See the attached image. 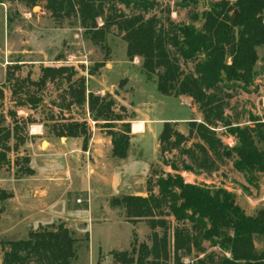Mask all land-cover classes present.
Returning <instances> with one entry per match:
<instances>
[{
	"label": "trees",
	"instance_id": "1",
	"mask_svg": "<svg viewBox=\"0 0 264 264\" xmlns=\"http://www.w3.org/2000/svg\"><path fill=\"white\" fill-rule=\"evenodd\" d=\"M9 1L12 0L0 3ZM40 1L57 20L73 16L84 37L100 47H106V36L114 28L126 44L127 58H140L141 70L146 79L154 80L156 90L165 96L190 98L202 116L200 121H188L187 135L175 129L173 123L164 122L162 126L159 154L177 150L187 159L180 168L174 161L167 163L174 173L158 176L154 185L148 180L145 196L120 195L110 200V206L121 210L126 222L145 220L151 230L150 245L138 244L134 237L129 250L114 251L113 257L119 264H264V209L248 215L225 188L188 183L180 174V171L211 174L225 159L243 175L264 171V124L257 119L250 120L253 126L233 124L225 114L228 95L223 94L230 84L247 87L255 77L257 48L264 46V0L214 2L200 16L193 15V21L201 19L200 27L177 24L169 18L164 23L158 16L148 15L156 7L154 0ZM101 65H93L88 75H93ZM15 69L6 71L5 82L20 88L27 83L44 87L64 76L69 83L66 94L71 97L66 106L87 105L88 118L96 124L102 122L101 126L107 130L111 155L118 159L126 157L130 126L114 110L111 97L86 92L84 77L71 81L75 74L72 67H41L37 80L15 79ZM11 93L15 94L13 90ZM3 96L4 86L0 84V99ZM27 100L32 104L40 102L33 95ZM118 121L122 122L120 130L114 128ZM218 124L235 138L232 147L224 145L217 136ZM87 126L85 122L69 120L57 125L56 132L66 137H82L85 150L89 140ZM13 129H17V124ZM12 135L0 126V166L7 163L5 151L9 150L7 141ZM192 136L198 140L186 146ZM31 173L27 169V174ZM10 196L0 189V214ZM166 217L172 219V227ZM257 239L262 240L261 250L255 245ZM80 242L88 244L87 231L77 238L63 222L39 226L25 239L5 242L0 264H72L77 259L76 246ZM204 242L217 248L220 254L207 252ZM192 254L193 258L183 261V256Z\"/></svg>",
	"mask_w": 264,
	"mask_h": 264
},
{
	"label": "rangeland",
	"instance_id": "2",
	"mask_svg": "<svg viewBox=\"0 0 264 264\" xmlns=\"http://www.w3.org/2000/svg\"><path fill=\"white\" fill-rule=\"evenodd\" d=\"M154 1L156 7L148 15L154 14L164 23L169 18L177 24L192 23L200 27L201 19L193 21V15L200 16L211 4L221 0ZM224 1L233 3L235 0ZM118 8L129 13L122 5H118ZM233 15L235 19L236 9ZM97 21L101 25L102 21ZM125 46L121 35L114 28L106 36V47L93 44L84 37L83 29L73 16L57 20L44 7V2L39 0L0 3V82L4 79L0 83L4 86V96L0 99V119H3L0 126L14 134L7 141V163L0 166V189L11 194L0 214V261L5 242L25 239L30 231L39 226L63 222L75 237H83L84 232L81 230L84 229L86 217L77 209L82 211L90 204L88 193L82 187L89 183L87 178L90 179L88 171L91 166L83 165L86 153L82 151V137L73 141L74 137L57 134L56 126L69 120L85 122L88 125V143L94 134L96 137L108 136L106 128L101 126L102 122H88L87 105L66 106L71 97L66 94L69 83L64 76L58 82H47L44 87L38 88L27 83L20 88L12 85V82H5L7 70H14L17 66L15 79L30 77L31 80H37L41 67H72L75 74L71 81L84 77L86 92L111 97L115 102L114 110L126 120L134 114L133 108L140 113L147 112L144 106L146 102L152 104L148 115L155 119H202L192 100L185 96L178 98L159 93L154 80L146 79L142 72L140 58H127ZM6 47L8 51L3 69L1 63ZM257 54L255 77L251 85L244 87L234 83L223 89V94L228 95L225 114L233 124L253 126L251 119L264 124V46L257 48ZM97 63H102L101 67L93 75H88L87 71ZM12 90L15 94L11 93ZM29 95L39 98L40 102L30 103L27 100ZM16 124L17 129L14 130ZM178 125L174 124V128L187 135L188 122ZM34 126H38L39 131L36 129L37 132L33 134L30 129ZM114 128L122 129V122H115ZM215 132L224 145H234L235 138L220 124ZM197 140L192 136L185 145L191 146ZM43 142L46 144L43 145ZM185 159L177 150L159 154L144 185L147 187L148 180L154 185L158 176L174 173L167 164L170 161L180 168ZM27 169L32 173L27 174ZM180 174L188 183L225 188L248 215L264 209V171L243 175L232 167L230 160L225 159L211 174L189 171H180ZM97 187L100 186L97 184ZM153 187L156 192L157 189ZM101 193L98 199H91L92 213L97 207L109 209L111 197L106 196L105 191ZM113 215L109 213L108 219L112 220ZM115 217L122 220L91 222L88 215L89 242L77 244V259L72 264H119L112 253L129 250L134 237L138 244L144 242L150 245L151 230L145 220L126 222L121 210L116 212ZM166 221L170 227L173 226L170 217H166ZM156 230L159 233L161 231L160 228ZM255 245L261 250L262 240H255ZM204 246L207 252L220 254L217 248L207 242H204ZM193 257V254L185 255L182 259L186 262Z\"/></svg>",
	"mask_w": 264,
	"mask_h": 264
},
{
	"label": "crops",
	"instance_id": "3",
	"mask_svg": "<svg viewBox=\"0 0 264 264\" xmlns=\"http://www.w3.org/2000/svg\"><path fill=\"white\" fill-rule=\"evenodd\" d=\"M7 51L6 47L3 56L4 62L2 61L1 63V67L3 66V69H5L4 64L6 62ZM181 97L182 96L178 98ZM188 99L191 100L190 98ZM144 106L147 108V112L144 111L143 113H140L139 110H135L133 108L135 115L132 114L130 119L126 120L130 126V132L129 147L125 158L118 159L111 155L112 145L109 136L99 135L96 137L94 134V137L89 143H87L89 146H87L85 150H82L86 153V160L83 165L85 167L91 166L88 171L90 173V179L87 178V182L89 183H86L84 188L82 187V190L88 193V200L90 204H87L86 208L82 211L77 209L80 213H84L86 217L85 221H83L84 229L81 230L82 233H85L86 231L88 233V215H90L91 222L122 220L120 217H115V214L119 209L112 208L110 206L109 202L113 197L118 195L145 196L147 194V187L144 183L146 182L148 176L151 175L150 171L152 166L156 161H158V136L162 130L164 122H170L179 126L178 124L188 122L190 120H180L175 118L155 119L148 115L151 112L152 104L146 102ZM157 125L161 126L155 127ZM73 139V141H77L78 137ZM44 144H46V142H44ZM91 149L92 151L90 152ZM92 174H94V176H92ZM97 184L101 188L97 187ZM104 191L106 196L109 195L108 197H111L109 201L106 200V198L104 199V201H108L109 209H101L97 207L92 213L91 199H98V196H101V192ZM92 196L94 197L92 198ZM109 213L114 214L112 220L108 219ZM84 233L82 235H84Z\"/></svg>",
	"mask_w": 264,
	"mask_h": 264
},
{
	"label": "built area",
	"instance_id": "4",
	"mask_svg": "<svg viewBox=\"0 0 264 264\" xmlns=\"http://www.w3.org/2000/svg\"><path fill=\"white\" fill-rule=\"evenodd\" d=\"M88 122L91 123V124L94 123L93 121H91L89 119H88ZM36 129H38V131H39V127L38 126L31 127L30 133H33V134L36 133L37 132Z\"/></svg>",
	"mask_w": 264,
	"mask_h": 264
},
{
	"label": "bare ground",
	"instance_id": "5",
	"mask_svg": "<svg viewBox=\"0 0 264 264\" xmlns=\"http://www.w3.org/2000/svg\"><path fill=\"white\" fill-rule=\"evenodd\" d=\"M44 144V143H43Z\"/></svg>",
	"mask_w": 264,
	"mask_h": 264
},
{
	"label": "water",
	"instance_id": "6",
	"mask_svg": "<svg viewBox=\"0 0 264 264\" xmlns=\"http://www.w3.org/2000/svg\"><path fill=\"white\" fill-rule=\"evenodd\" d=\"M44 143V142H43Z\"/></svg>",
	"mask_w": 264,
	"mask_h": 264
}]
</instances>
